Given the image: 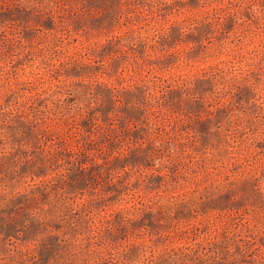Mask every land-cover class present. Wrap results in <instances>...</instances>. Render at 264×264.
Returning a JSON list of instances; mask_svg holds the SVG:
<instances>
[{"label":"rangeland","instance_id":"1","mask_svg":"<svg viewBox=\"0 0 264 264\" xmlns=\"http://www.w3.org/2000/svg\"><path fill=\"white\" fill-rule=\"evenodd\" d=\"M0 264H264V0H0Z\"/></svg>","mask_w":264,"mask_h":264}]
</instances>
